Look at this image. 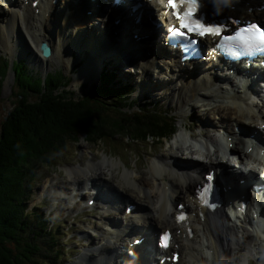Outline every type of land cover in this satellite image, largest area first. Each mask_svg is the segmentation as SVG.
<instances>
[{
	"label": "bare ground",
	"instance_id": "1",
	"mask_svg": "<svg viewBox=\"0 0 264 264\" xmlns=\"http://www.w3.org/2000/svg\"><path fill=\"white\" fill-rule=\"evenodd\" d=\"M2 1L7 4V8L2 10L0 17H3L4 15L7 17L5 23H0V51L7 52L11 57L19 56L23 59L25 58V55H19L17 50L14 53L15 48H25L26 45L28 49L30 48L31 50L32 48L29 45V43H31L33 46L32 50L38 54L37 49L39 45L41 42H46L51 47L52 56L45 60L41 55H38V58L32 51V60L35 62L32 60L31 62L38 63L39 65L44 63L47 64L53 59L54 53H57L59 59L62 60V63H65L66 61L63 67L69 68L70 72L71 70L73 71L72 68L76 70V68L78 69L80 67L81 64L78 61L79 59L77 56L84 52V55L82 56L84 66L80 69L79 73L75 75V79L72 81L75 86L81 85L89 79H96L103 67H105L104 70H110L116 75V84H118V80L128 81L132 75L136 76L137 87L140 91H143L140 95L147 92L148 87L153 90L151 91L152 93L154 92L157 94L158 91H155L154 88L155 86H158L156 84L159 82L160 86H162V90L164 89L166 92L170 91L171 88L173 90L168 98L163 99L166 94V92L163 91V93H160L159 97L168 101V99L174 95L172 101L176 99L178 105L177 109L183 110L185 113V116H182V118L191 116L186 115L188 107L190 106H196L197 110L203 111V113L207 111L206 103L200 102L201 99L199 100V98L211 97V94H208L207 91L213 83L224 85L225 90L227 91H231L232 89L229 80L220 79L222 73H219L216 70L218 65H215V63L212 65L209 64L207 70H201L198 72V75L203 78L199 83H196L195 81H199L198 75H196L195 78L190 77L195 75V73L185 70L186 67H181L176 59L173 61L172 58L174 56L171 49L168 48L167 51L164 46H160V35L164 32V28L167 26L165 17L161 12V7L163 8V5L166 7V0H160V5L158 0L146 4V6L151 9L152 19L157 24V28L155 27V29L145 22L146 19L144 16H142L143 19L140 24H135L129 17L127 11L124 10L117 12L109 7L104 10V4L102 3L100 4L102 6L101 9L97 12L100 13L104 10L103 14L106 12L104 17H101L100 14L86 16L87 11L96 10L88 0H38L39 5L37 7V14L30 6L32 0ZM201 1L204 4L205 10L207 9L214 13L217 11V6L220 5L222 0ZM18 2H20V4ZM25 2H28V4L24 5ZM257 6V0H225V3L220 5L223 10L228 9V7L229 9L234 7L233 11L227 12L228 15L233 13L237 16L243 14L245 15V18L254 17L264 21V13H258L256 10ZM166 8L172 11L171 8ZM249 8L252 9V14L250 15H248L247 12ZM238 11L239 14H237ZM118 19L120 20L119 25H114L113 22ZM61 20H64L63 23ZM134 30L138 31V35H136L137 38L140 37L138 40L133 39L132 37L135 35L133 32ZM90 31H93V34ZM96 31H98L97 35ZM6 35L14 36V38L12 39L11 37L12 40L5 42L4 36ZM76 41L78 42V47L77 44H75ZM70 45H73V47ZM167 45L171 47V43L167 42ZM145 47L148 49H145ZM132 49H136V51ZM24 51L29 52L28 50ZM162 54L168 55L163 57L161 56ZM201 54L202 57H200V60L203 63V61L205 62L206 55L202 52ZM70 60H74L75 63L71 64ZM112 61H114L113 69H109V67L104 65L108 62L112 63ZM20 62H22L28 70L29 65L25 60L23 59ZM122 62H126L128 66ZM119 66L121 67L120 69H118ZM115 67L117 68L116 72ZM32 70L33 69L29 71ZM203 73L207 74L208 77L203 75ZM181 77H187L188 80H186V83H183L182 80L180 81ZM4 82H2L1 86H3ZM128 82H131V80ZM163 84L166 85L163 86ZM244 84L246 85V82ZM128 87L130 88V86ZM224 87L222 86V89ZM219 88L221 89V87ZM148 96L149 95L146 93V97ZM230 96H233V94ZM237 97L241 98V96ZM195 98H197V100L194 101L195 103H190ZM223 100L225 101V99ZM224 101L216 102L223 103ZM148 102L150 103L149 100ZM219 104L220 103H218L217 106H212L208 109V112L218 114L216 116L220 121L224 118L230 120V118L226 116L227 114L233 113L234 115L232 116V119L236 121L239 130L235 129L233 133L234 126L233 129H230L227 124L217 123V126L215 123H211L212 125L209 128L216 127L209 131L207 128V132L204 129L200 131L201 134L197 135L195 128H197L196 124L199 125L198 121L196 124L192 123L185 125L183 129H185L186 132H189V138L193 136L192 140L197 141L199 144H204L205 146L213 145L211 140L207 139L206 134H210L212 137L215 135L214 133H216L219 140H223L224 138V140L228 142L231 151L235 152L240 158L245 159L246 157L255 156V162L258 164V167L255 168L259 169L248 168L246 173L249 176H254L256 180L262 179L264 176V154H261V150L264 148V125H262L261 128H259V126L264 124V114L260 113L259 118L256 119L255 112L249 113L248 111L244 112V110L238 111L239 109L237 110L234 106L230 107L231 105L229 106V104H224V106H220ZM231 104L234 105V102ZM250 106L246 107L251 108ZM208 112L203 115H201V113L200 119L207 120V115H209ZM245 119H247L250 125H252L253 132L247 130L245 125L243 126V121H245ZM200 129H202V126ZM212 132H214L213 135H211ZM252 134H254V137L251 136ZM212 139H214V137H212ZM239 140L243 142H239ZM249 147H251V152L253 151L252 153L247 152ZM226 148L227 147L224 149L213 147V150L210 151V158H204L205 161L192 157V159L188 157L190 158V161H187L188 158H186V160H184L186 162L180 163L185 164L188 167L187 169H175L171 168V166L163 169L162 167L159 168L157 166L156 163H160L159 161L155 162L148 167V179L144 178L142 180V178H140L141 180L137 182L133 180L137 176L130 175L129 172H126V170L128 171V169H126L121 174L120 179H118L117 188L109 186L111 184L108 185V183L111 182L110 179L115 177V174L114 176L108 174V169L118 171V166L121 165L120 163L110 162L104 157L103 160L98 161L97 164L89 163L84 169L77 167L68 168L66 171L68 177L67 181L71 182L75 187L81 185L85 187L90 185L92 189L91 191H93V198L95 197L94 199L96 200L91 205H98V207L102 208L104 212L100 216V220H102L104 224L101 228L104 234V240L98 248L96 247L94 249V254H88L89 259L85 256L87 258L86 262L89 264H137L139 262L140 264V262L143 263L144 260H147L146 264H153L156 259L150 258V254L145 250L149 248L151 249V253H154V246L151 245L153 242V233L167 228L170 229L172 227H177V229L181 230V235L179 237L182 238L186 250L184 264H193V262L198 260L201 256H203L206 261L201 260L197 262L198 264H206L208 260L207 257H209V264H239L236 257L237 254L239 252L247 254V249L252 246L255 248L254 251H258V254L264 256V237L259 240H253L248 235L249 232L245 228V225L242 227L230 226L227 218L224 217L222 212L216 211L208 213L203 208L199 209L193 206L194 203L191 202L195 186L203 180L204 173L208 172L206 170L214 169V167L216 168L215 176L219 188V196L222 200L221 202H225V200H228V198L234 194V188L232 187L233 184L235 187H242L239 185V181H243L245 178L237 177L238 172L235 169V165H229V160L226 165L223 164V158L225 159L226 156L222 153ZM220 151L222 153H220ZM199 154L200 152L197 151V154L193 153L192 155L195 156ZM219 154L221 157H219ZM176 161L177 160H174V162ZM231 161H233V163L236 162L235 160ZM99 163L101 166H99ZM89 167L98 171L92 172L94 169H90ZM76 173H81L83 178H73ZM94 178L95 180H93ZM83 179L85 180L82 181ZM227 180L228 182H226ZM98 181L103 183V188L106 187L107 192H105L106 190L102 192L99 186L95 187V183ZM105 182H107V184H105ZM137 183L138 185H136ZM118 187L120 189H118ZM132 190L133 192L136 190V194L133 193L131 197L128 193ZM168 190L171 191L170 196L167 194ZM102 193L106 197H104ZM117 193H123L124 196ZM79 197L80 199L78 198V202L83 201L81 200L83 199V196ZM97 197L101 200V204L97 202ZM89 200L93 201L92 195L89 197ZM233 201L237 204L239 202L238 197H234ZM126 202L131 203L130 205H134L137 208V210L134 208V211L128 216L125 214ZM185 202L190 203L189 207L193 206L192 209H190V214L195 216V220L192 223L197 224L200 227V232H202L201 235L203 236V239L202 242L199 241L200 243L198 244L195 240L196 233L193 232L190 225L186 228H191L192 230L193 237L191 239L185 231V227L183 226L184 223H181L182 226L174 225L176 206L181 203L185 204ZM75 203L76 198L73 204L77 205ZM173 203L176 204L172 211ZM119 204L124 205V208ZM240 204L241 203L239 202L237 206L239 207ZM112 209L119 213L117 215L116 212L110 214L109 216L112 217L111 219L107 214L108 212L113 213ZM231 214L234 216H242L240 212H231ZM244 219H247V215L244 216ZM257 221L261 223L259 218ZM137 223L142 226L141 229H135V224ZM210 230L213 231L212 234H210ZM129 233L133 237L130 238L131 240H129V237L127 236ZM112 235L115 236L114 240L116 241L114 243H110ZM139 236L146 237L145 241L141 244V246L144 245L145 248L143 250H141V247L135 248L134 259H128L126 253L123 254L122 251L120 254L121 249H127V245L129 243L133 244L135 241L133 239L135 237L138 238ZM244 239H246V241H244ZM175 243H177V240ZM117 244L118 246L116 247L115 245ZM199 244L200 247H202L201 249L199 248ZM198 249L199 251H208V253H202V255H199V252L196 251ZM116 251L119 253L113 255Z\"/></svg>",
	"mask_w": 264,
	"mask_h": 264
},
{
	"label": "rangeland",
	"instance_id": "2",
	"mask_svg": "<svg viewBox=\"0 0 264 264\" xmlns=\"http://www.w3.org/2000/svg\"><path fill=\"white\" fill-rule=\"evenodd\" d=\"M4 3L2 0H0V4H1L0 5V8H1L0 13L2 12V10H5L7 7L6 3L5 4ZM18 3L20 4V2H18ZM3 6H5V7H3ZM230 10L233 11L232 9H230ZM237 14H239V11L237 12ZM6 17H7L6 15H4L3 17H0V23H5ZM61 21L63 23L64 20H61ZM4 30L7 31L6 29H4ZM86 30H89V29H86ZM90 32L93 34V31H90ZM97 33H98V31H96V35H97ZM11 37H12V39L14 38V36H10V35L4 36V38H5L4 41L8 42V41L12 40ZM27 41H28V39H27ZM159 41L161 44H163L162 39H159ZM75 44H77V47H78L77 41L75 42ZM29 45L33 49L32 44L29 43ZM73 45H70V46L73 47ZM17 47H19V46H17ZM32 49L31 50H30V48L28 49V47L25 45V48H20V47L15 48L14 53L17 50L19 55H25V58H23V59L25 60V62L30 67V68L28 67V70L35 69L37 71V73H36V71H34V74L37 77H43L44 75L50 74L53 72H55V73L57 72L56 74L62 73L67 78V80H66L68 82L67 91L69 93H71L72 96L76 97L75 100H79V95L85 94L86 91L88 92L89 88L98 84L99 76L101 75V73L103 71L104 72L108 71V72L112 73L109 70H104L105 67H103L100 70V73L98 74L97 78L91 79L93 82L90 80H87L83 84L75 86L72 81H73V79H75V75H77L79 73L80 69L84 66V60L82 58V56L84 55V52L77 56V58L79 59L78 61L81 64L80 67L77 70H73V71L71 70V72H70L69 68L63 67L65 65L66 61H65V63H62V60L59 59V56L57 55V53L56 54L54 53L53 59L50 62H48L47 64L46 63H44L42 65H39L38 63L32 64L30 62L32 60V51L38 57L37 52H34V50H32ZM145 49H148V48L145 47ZM24 50H28L29 52H26ZM51 56H52V54H51ZM0 59H3V62H6L7 64L9 62H17V61L23 60L19 56L11 57L10 55H8L7 52H4V51H0ZM33 62H35V61H33ZM70 62H71V64L75 63L74 60H70ZM122 63L123 64L125 63V65L128 66V64L126 62H122ZM104 65L109 67V69H113L112 67H114V61H112V63H110V62L105 63ZM120 68L121 67L119 66L118 69H120ZM116 70H117V68L115 67V72H116ZM112 75H113V77H112L111 82L113 84L114 81L116 82L117 78H116V75H114L113 73H112ZM10 76H11V78H10ZM130 80H131V82H128ZM181 80L183 83H186V80H188V79H187V77H185V78L181 77L180 81ZM128 81H124V80H118L117 81L118 85L124 87L123 88L124 90H127L129 88L128 86H130L129 89H132V88L135 89L133 94L125 95L123 97V98L129 97L130 99H132V106L128 107L127 108L128 110H130V111L131 110H138V109L147 110L145 108L150 107V108H155V109L167 111V116H170V117L172 116L175 119L176 127L178 128L179 133L176 136H174L169 142H165V143H162L159 145V144H157L156 140L147 139L145 142H142V143H134V142L129 141L127 138H124L122 134H118L117 136H115L112 139V141H110L108 139H104L103 141H100V142L89 143L88 141L84 140L83 139L84 136L81 135V136H79V141H77V143L70 144L62 152L56 153L54 155L53 159L50 160L49 158L44 157L45 160L48 162V164H46V166L41 167L38 165L36 166L35 164L34 165L33 164H26L21 169L22 182H23L25 188H28V187L30 188L28 190V193H27L28 196L26 197L27 201L25 200V204H29L28 208L31 211H37V212H39V213L41 212L43 214L47 223H49V225L52 227V229H55L54 235L56 237H58L59 242H60L61 246L63 247V251H64L63 253L64 254H63V256H61V259L58 262L59 264H82V263L84 264V261L86 263V259L87 258L89 259L88 254H94L95 253V252H93L94 249L96 247L98 248V246L104 240L103 239L104 236L98 235V234H103L101 228L104 226V224H103L102 220H100V216L104 212H103L102 208L98 207V205H96V206L91 205L96 200L94 199L95 197L93 198V191H91L92 189H91L90 185L85 186L86 188L82 185L75 187L71 182L67 181L68 177H67L66 171L68 168L77 167V168L84 169L89 163H93V164L96 163L97 164V162L103 160L104 157L110 162L112 161L113 163H120L121 165L118 166V171L108 169L109 170L108 174L110 176H114V174H115V177L110 179L111 182H109L108 185L111 184L109 186H113V187L117 188L118 179H120L121 174L126 169H128V171L126 170V172H129L130 175L137 176L136 178L133 179L134 181L137 182V181L141 180L140 178H142V180L144 178H147L148 167L151 164L153 165L155 162H158V161L160 162V163H156L159 168L162 167L163 169L164 168L166 169V168H169L171 166V168L181 169V168H183L182 166L187 167L185 164L180 163V162H186L183 160L185 158H188V157L191 158L192 157L195 159L205 161L204 158H210V151L213 150V147H215V148L220 147L222 149H224L225 147L230 148V146L228 145V142L226 140H224L223 137H222L223 140H219V137L214 132L211 133V135H213V133L215 134L214 136H212V137H214V139H212L210 134H206L207 139L211 140L213 145L205 146L204 144H199L197 141L192 140L193 136H191V138H189L190 135L186 134L185 129H183V127L185 125L192 124V123L196 124L198 121L199 125L202 126V129H200L201 126L196 124L197 128H195V132L197 133V135L201 134L200 131H202L204 129L207 132V130H206L207 128L209 131L210 129L216 127V126H214V127L209 128L212 125L211 123H215L216 125H217V123L227 124L230 129L231 128L233 129V126H234V129L232 131L233 133H234L235 129L239 130V127L237 126L236 121L234 119H232V116L234 115L233 113L227 114V116H226V117H229L230 120L224 118L223 120L220 121V120H218V118L216 116L218 114L213 113V112H208V109H210L212 106H217L218 103H220L219 104L220 106H224V104L225 105L229 104V106L231 105L230 107L234 106L235 108H237V110L239 109L238 111L244 110V112L248 111L249 113L255 112V118L258 119V116L256 114L257 113L256 110L254 111V108H252L253 105L250 106L251 108L246 107L248 105L244 101L245 100L244 94H242V91L245 90L244 87L239 88V90L237 89V91H239V92L235 93L232 90L231 91L225 90V87L222 84L214 85V83H213L211 87L215 86V88L212 90L210 87L209 88L210 91H209V89L207 91L208 93L211 94V97L199 98V100L201 99L200 102L206 103V110L207 111L205 113L208 112V114H209V115H207V120H202V119H200V114L202 113L201 115H203L205 113H203V111H198L196 106L188 107V111H187L186 115L187 116L191 115V116H188L186 118H182V116H185L184 115L185 113L183 110L177 109L178 105L176 103V99H174L172 101L174 95L171 96L168 99V101L163 100V99L168 98L169 95L173 92L172 88L170 91L166 92V90H164V89L162 90V86H160V83L157 82L156 85H158V86H155V88L153 87L155 91H158L157 94L154 92L152 93L151 91H153V90H151V88L148 87L147 92H144L142 95H140L141 92H143V91H140L137 87L136 76L132 75ZM18 82H19V80H18ZM166 84H163V86H165ZM15 85H16L15 77H14L12 71H9L7 74V78L5 79V82L3 83V86H1V90H0V125H2L3 119L6 117L7 113L12 109V103L14 101L13 95L15 93V89H14ZM222 86L224 87L223 89H222ZM219 87H221V89ZM162 91L166 92L165 98H163V99L161 97H159L160 93H163ZM146 93L149 95L148 97H146ZM231 94H233V96H230ZM161 95H163V94H161ZM237 96H241V98H238ZM223 99H225V101ZM230 99H231V101H230ZM148 100L150 101V103L148 102ZM196 100H197V98L193 99L190 103H195L194 101H196ZM171 101H172V103H171ZM216 101H224V102L221 103V102H216ZM252 101H254V99ZM252 101H250L251 104H252ZM233 102H234V105L231 104ZM243 104H244V106H243ZM115 107H118V105H115ZM113 109L111 107H109L104 112V114L107 117H109L108 121L109 122H114L116 120L120 121L122 118V115L119 112V109H115V110H113ZM260 109H261L260 110L261 113H264V110H263L264 107H262ZM155 111H159V110H155ZM123 112H124L125 116L128 115V113H126L125 111H123ZM236 113H238V112H236ZM202 122H203V124H202ZM204 123H207V124H204ZM244 125H245V128L247 130H249L250 132H253L252 131V125H250V123H249V121H247V119H245V121H243V126ZM179 126H180V128H179ZM203 127H205V128H203ZM182 130L185 132H183ZM187 133H189V132H187ZM203 133H205V132H203ZM34 137H36V136H34ZM178 137H179V140H178ZM239 142H243V141L239 140ZM223 145H225V146H223ZM181 147H182V149H181ZM183 148H184V150H183ZM186 149H188V150H186ZM43 150H44V152L46 151L45 149H43ZM197 151L200 152L199 155H195V156L192 155L193 153L197 154ZM247 152L250 153L248 151V149H247ZM219 157H221L220 154H219ZM253 157L254 156L247 157V158L252 159ZM190 158H188L187 161H190L189 160ZM174 160H177V161L174 162ZM172 161H173V163H172ZM219 161H220V159H219ZM224 162H226V158L225 159L223 158V163ZM232 162L233 161L229 160L228 164L229 165L233 164ZM170 163H172V164H170ZM99 166H101L100 163H99ZM89 168L94 169L91 167H89ZM30 170L32 171V175H33V178L35 180L31 184L28 183L26 180V177L30 174ZM96 171H98V170H95V169L92 170V172H96ZM139 176H141V177H139ZM73 178H76V179L83 178V175L81 173H76L73 176ZM103 178H105V177H103ZM84 180L85 179H83L82 181H84ZM93 180H95V178ZM105 184H107V182H105ZM136 185H138V183ZM96 186H99L101 188L102 192H104L105 190H106L105 192H107V188L106 187L103 188L102 182H100V181L96 182L95 187ZM8 189L9 190H8L6 196H13L16 193V191H15V180L10 183V188H8ZM118 189H120V188L118 187ZM168 191H167V194H169V196H170L171 191H169V193H168ZM133 193L136 194V190L134 192L132 190L131 192L128 193V195L131 196ZM117 194H122L124 196L123 193H117ZM91 195H92L93 201L89 200V197ZM102 195H103V193H102ZM79 196H83V199H81L83 201L78 202L79 201L78 198L80 199ZM74 197L76 198L75 204H77V205L73 204V202L75 200ZM99 197H100V195H99ZM104 197H106V196H104ZM65 198H66V200H65ZM71 201H72V203H71ZM97 202L101 204V200L98 197H97ZM1 203H2V205L0 207L1 210L7 208L9 206V203L11 205H13V203H11L10 199H7V198H3L1 200ZM86 203H90V204L86 205ZM126 204H127L126 206H129L131 203L126 202ZM144 204L147 205L146 203H144ZM175 204L176 203L172 204V207H173L172 211L174 209ZM185 204H190V203L185 202ZM119 205H121V204H119ZM38 206H41L42 208L37 209ZM121 207L124 208V205H121ZM134 207L136 208V206H134ZM123 208H122V211H123ZM136 210H137V208H136ZM112 212L113 213L108 212V216L110 214H114L116 211L112 209ZM118 213L119 212H116V215ZM5 216H8V215H5ZM109 217L112 219L111 216H109ZM191 226H192L193 232L196 233V236H195L196 237L195 238L196 243L198 244V243L202 242L203 236L201 235L202 232H200V227L197 224H193V223H191ZM141 228H142L141 225H138V223L135 224V229L138 230ZM178 230L180 231V233L176 232V234H174L175 239L177 240V245H178L177 250L180 253V262L178 264H184V261L186 259V250H185V246H184V242H183L182 238L179 237L181 235V230L180 229H178ZM95 232L97 234H95ZM209 232H210V234L213 233L212 230H210ZM129 234H127V236L130 237L131 234L130 235ZM114 238H115V236L112 235L111 239H110V241H111L110 243H114L116 241V240H114ZM244 241H246V239H244ZM115 246L117 247L118 244ZM199 248L200 249L202 248V247H200V244H199ZM124 250L125 249H121L123 254H124ZM254 250H255V248H254ZM196 251L199 252V255H202V253L203 254L208 253V251H202V250L199 251V249ZM240 253L241 252H239L236 256L237 260L239 261V264H264V256L262 254H261V257H260L261 260H260V259H257V256H258L257 254L254 253V255H253L252 251H249L248 249H247L246 256L244 254H240ZM33 256L35 258H38V253L34 252ZM201 257L198 258V260L194 261L193 264H198L197 262H199L201 260H205V258H203V256H201ZM207 258H208V260H207L206 264H209V257H207ZM37 264H40V262L38 261ZM86 264H89V263L87 262Z\"/></svg>",
	"mask_w": 264,
	"mask_h": 264
},
{
	"label": "trees",
	"instance_id": "3",
	"mask_svg": "<svg viewBox=\"0 0 264 264\" xmlns=\"http://www.w3.org/2000/svg\"><path fill=\"white\" fill-rule=\"evenodd\" d=\"M21 63L13 66L16 75L14 101L0 125V207L3 198L13 203L0 209V264H37L38 261L40 264H59L64 254L63 247L43 214L31 211L29 204H25L30 188H25L22 182L21 169L26 164L46 166L48 162L44 157L53 159L56 153L77 143L81 135L88 142L112 141L122 134L135 142L151 137L160 143L163 137L173 134L176 129L167 114L151 110L141 113L145 116L136 118L138 115L125 116L123 111H119L122 118L114 122L106 121L104 118L107 117L101 114L91 116L90 112L95 107L103 112L104 106L116 105L120 94L125 92L110 86L113 75L107 72L101 75L98 89L89 90L83 98L75 100L59 91L61 77L49 76L42 82L29 74L30 71ZM7 68L8 64L3 62L0 67V90ZM93 91L95 96L89 97ZM120 101L132 106L129 97ZM64 116L68 122L57 125L55 118L62 120ZM45 122L54 125H45ZM14 180L16 193L6 196ZM26 180L30 184L35 181L31 170ZM34 252L38 253V258L33 256Z\"/></svg>",
	"mask_w": 264,
	"mask_h": 264
},
{
	"label": "snow or ice",
	"instance_id": "4",
	"mask_svg": "<svg viewBox=\"0 0 264 264\" xmlns=\"http://www.w3.org/2000/svg\"><path fill=\"white\" fill-rule=\"evenodd\" d=\"M166 7L171 8L172 16L177 22V26L170 27L169 31L177 37L187 39L188 33H194L197 36L219 35L221 31L217 26H205L193 19V14L197 9V0H166ZM223 39L235 42L237 45L256 46L264 50V30L255 24H249L247 27L239 29L234 36H225ZM164 237H167V233L164 234ZM163 246H167L166 241L163 242Z\"/></svg>",
	"mask_w": 264,
	"mask_h": 264
},
{
	"label": "water",
	"instance_id": "5",
	"mask_svg": "<svg viewBox=\"0 0 264 264\" xmlns=\"http://www.w3.org/2000/svg\"><path fill=\"white\" fill-rule=\"evenodd\" d=\"M39 51H40V54H41V56L44 58V59H47V58H49L50 56H51V48L50 47H48L47 46V44H45V43H41L40 45H39ZM68 97H71V98H76V97H74V96H71V95H67ZM104 106V105H103ZM106 106H104V111L106 110ZM103 111V112H104ZM100 112H102V109H100V108H97V107H95V108H93V110H92V113L90 112V114H91V116H92V114L94 115V116H99L100 114H102V113H100ZM106 121H108V119H106V118H104ZM55 120L57 121V125L58 124H64V123H66V122H68V120L66 119V117L64 116L63 118H62V120L61 119H56L55 118ZM70 121V120H69ZM45 125H50V126H53L54 124H50V123H47V122H45ZM56 125V124H55ZM68 124H66L65 126H67ZM83 139L84 140H86L84 137H83ZM78 140H79V137H78ZM87 141V140H86Z\"/></svg>",
	"mask_w": 264,
	"mask_h": 264
}]
</instances>
